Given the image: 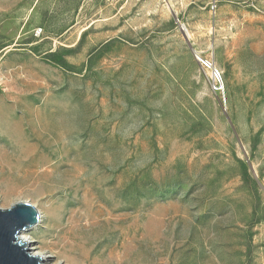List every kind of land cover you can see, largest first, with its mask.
Returning a JSON list of instances; mask_svg holds the SVG:
<instances>
[{"label":"rangeland","instance_id":"obj_1","mask_svg":"<svg viewBox=\"0 0 264 264\" xmlns=\"http://www.w3.org/2000/svg\"><path fill=\"white\" fill-rule=\"evenodd\" d=\"M23 200L51 263L264 264V0H0V208Z\"/></svg>","mask_w":264,"mask_h":264},{"label":"water","instance_id":"obj_2","mask_svg":"<svg viewBox=\"0 0 264 264\" xmlns=\"http://www.w3.org/2000/svg\"><path fill=\"white\" fill-rule=\"evenodd\" d=\"M37 219V209L27 202L19 201L0 209V264H43L17 239L19 231Z\"/></svg>","mask_w":264,"mask_h":264},{"label":"bare ground","instance_id":"obj_3","mask_svg":"<svg viewBox=\"0 0 264 264\" xmlns=\"http://www.w3.org/2000/svg\"><path fill=\"white\" fill-rule=\"evenodd\" d=\"M122 183V182H121ZM120 183V184H121ZM121 186V185H120ZM19 202V201H17ZM23 202H27L25 200H23ZM16 203V202H15ZM28 203V202H27ZM14 204V203H13ZM12 205V204H11ZM10 205V206H11ZM9 206V207H10ZM7 207V208H9ZM123 208V207H122ZM0 209H6V208H0ZM38 211V219L36 220L35 223H33L32 225L24 228V229H21L17 235V239H19L20 242L24 243V246L27 248V252L30 253L31 255H34L38 258H40V261L43 263V264H63V262L61 260H56L54 262L51 263V257H52V254H48L46 253L45 251H42L40 249H38L37 246H35L33 244L34 242V239L29 235V229H32V228H35L38 226V224L41 222V213L39 210ZM50 216V215H49ZM50 220V219H49ZM52 231V230H51ZM61 233L63 234V231L62 229H59L58 231H55V237L57 238H60L61 236ZM67 244V243H66ZM65 244V245H66ZM63 245V246H65ZM68 249L69 250H72L74 248V245L72 244H69L67 245ZM66 247V248H67Z\"/></svg>","mask_w":264,"mask_h":264},{"label":"built area","instance_id":"obj_4","mask_svg":"<svg viewBox=\"0 0 264 264\" xmlns=\"http://www.w3.org/2000/svg\"><path fill=\"white\" fill-rule=\"evenodd\" d=\"M40 32H41V28H37L35 29L34 34L38 35ZM197 60L200 66L207 71L209 82L211 84L212 89L215 92H223L224 91L223 74L215 66L214 62L211 59L205 57H197Z\"/></svg>","mask_w":264,"mask_h":264}]
</instances>
